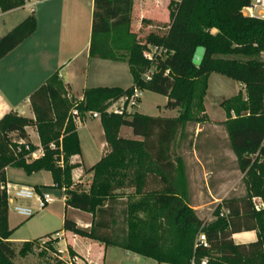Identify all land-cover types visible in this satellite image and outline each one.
<instances>
[{
  "label": "trees",
  "instance_id": "1",
  "mask_svg": "<svg viewBox=\"0 0 264 264\" xmlns=\"http://www.w3.org/2000/svg\"><path fill=\"white\" fill-rule=\"evenodd\" d=\"M249 2L182 0L165 35L150 34L142 42L132 28L135 0H94L89 56L126 62L133 85L127 89L85 88L80 100L70 95L57 71L30 96L34 118L11 111L0 119V264H14L43 239L49 240L42 246L41 256L49 252L57 256L44 264L68 262L59 258L55 248L59 239L52 234L21 244L10 240L14 230L9 225L6 190L9 167L28 175L51 173L53 187L64 192L66 209L92 216L89 228L65 216L64 230L76 236L159 264H190L194 258L204 257L209 264H264V209L258 211L252 203L256 196L264 200V19L243 15ZM25 5L26 0H0L4 13ZM37 25L32 11L2 36L0 60L28 39ZM150 53L151 59L146 56ZM213 73L243 86L220 106L227 115V147L238 156L249 188L245 196L226 197L215 211V219L203 224L190 203L184 157L174 149L184 142L187 127L207 121L205 97ZM135 90L165 96V108L177 110L178 116L107 111L109 103L131 96ZM73 109L82 115L99 113L107 143L101 159L86 170L93 173L88 188L72 177L78 164L71 158L82 153L78 127L70 118ZM31 126L37 130L40 147L30 140L27 128ZM123 127L142 139L122 136ZM39 149L41 156L34 157ZM45 188L50 187L35 186L38 192ZM222 208L229 211L225 217L220 216ZM163 221L174 230L170 237L163 235ZM250 231L257 234L255 242L233 241V235ZM200 232L206 234L208 248L196 244ZM68 251L74 255L71 247Z\"/></svg>",
  "mask_w": 264,
  "mask_h": 264
},
{
  "label": "rangeland",
  "instance_id": "2",
  "mask_svg": "<svg viewBox=\"0 0 264 264\" xmlns=\"http://www.w3.org/2000/svg\"><path fill=\"white\" fill-rule=\"evenodd\" d=\"M145 6L148 11L145 18H140L142 7ZM40 4L37 0H28L26 5L15 12L14 20H17L19 25L23 19L22 16H29L31 10L36 11L35 16L40 12ZM177 4L173 0H135L133 9V30L137 32L139 39L145 42L150 34L165 35L171 24V15L176 10ZM93 19V13L89 21V15L86 10L79 19L75 22L74 48L68 49L65 53L66 56H70V51L73 52L82 50L88 40L89 32H91V23ZM13 20V21H14ZM15 25V26H17ZM14 28V27H12ZM70 36V35H69ZM155 50L151 48V51ZM202 49H199V51ZM152 51V53H153ZM151 54V53H150ZM83 59V57H82ZM264 60V56H261ZM199 64V63H198ZM119 69L112 71L111 69H96L93 64L88 69L90 76L89 86H122L129 87L133 83L132 74L129 71V66L126 62L116 64ZM104 74L107 80H93L96 74ZM97 77V76H96ZM92 80V81H91ZM240 89V84L230 78L219 74H211L208 81V90L205 97V109L207 121L203 124H192L184 132V142L175 147L174 151L184 157L187 175L189 177V195L190 203L194 210L197 211L199 218L203 224L210 223L215 219L214 213L218 206L215 199L224 200L230 196H245L249 188V180L247 173L242 171L239 167L238 156L236 154H228L226 160H218L216 156H207L201 153L198 146L201 145L206 137H213V141H220L222 147L224 146V152L229 149L227 147V132L224 122L221 121L225 118V110L220 106L221 101L233 97ZM167 98L163 95L156 94L150 91H143L139 105L135 111L146 114L152 117H176L178 112L176 110H169L165 108ZM114 101L108 104V108L114 105ZM227 119V115H226ZM81 127V126H80ZM202 131L198 137L196 133ZM80 133L83 134L82 127ZM125 136H130L126 133V129L122 132ZM86 137L83 138L85 149L88 148V141ZM98 138V137H97ZM142 139V138H139ZM217 139V140H216ZM197 147V148H196ZM200 147V146H199ZM202 147V145H201ZM194 149H197L199 160L195 158ZM86 164H90V161H86ZM24 170L11 167L9 170L10 178L12 181L19 180V176L26 175ZM33 179L43 186H48L46 192H49L55 199L52 204L47 208L38 211L34 216L30 218H23L16 214L13 210V201H9V219L13 226L14 233L12 235V241L20 242L19 239H25V241H34L39 238L52 234L53 237H57L56 233H65L64 230V218H68L83 223L86 221L88 214L79 210L65 207V196L62 189L53 187V179L50 172L41 171L32 174ZM131 191V190H130ZM252 203L255 206L262 209L264 200L262 197H253ZM28 204H34V201ZM256 209V207H255ZM225 208L220 210L223 212ZM257 210V209H256ZM260 211V210H259ZM166 225L165 221H163ZM164 236L170 237L169 234L173 232V228L168 224L165 226ZM198 237V235H197ZM196 237V241H197ZM239 236H235L234 240L237 241ZM60 248L66 249V241L60 239ZM47 239H43L39 242L40 246L35 248L33 252L29 253L26 257H17L14 264H44L48 258L57 257L56 254L49 252L46 257L41 256L42 246ZM57 244H55V248ZM125 251L118 247H110L107 254V258H99L96 264H159L153 259L137 256L132 252ZM61 255V254H60Z\"/></svg>",
  "mask_w": 264,
  "mask_h": 264
},
{
  "label": "crops",
  "instance_id": "3",
  "mask_svg": "<svg viewBox=\"0 0 264 264\" xmlns=\"http://www.w3.org/2000/svg\"><path fill=\"white\" fill-rule=\"evenodd\" d=\"M39 4L41 7L40 12L36 15L38 21L36 31L6 57L0 60V119L11 111H17L22 116L34 118V113L30 104V96L57 71H59L65 84L69 86L70 95L81 100L85 88L101 87L89 86L90 76L88 69L92 64L96 69L109 68L112 71H117L119 67H117L116 64L124 63L91 58L89 56L91 32H89L88 40L82 50L76 52L72 50L70 51V56L65 57L67 50L69 48H74L73 33L76 28V19H79L83 11L86 10L90 21L94 10V0H40ZM20 9L22 8L4 13L0 6V38L12 30V27L17 25V20H14V13ZM34 13L36 14L35 10ZM147 14L148 11H146L145 6L142 7L139 15L140 18H145ZM26 17L27 16H22V19L24 20ZM262 56H264V52ZM96 76L93 80H107L104 74L99 73L96 74ZM131 86L107 87H122L127 89ZM241 89H243L242 85H240L239 91ZM239 91L235 95H237ZM225 120L226 114L225 118L221 121ZM81 127L84 132L83 134L80 133ZM81 127H78V134L82 153L71 158L73 164H78V167L72 172V177L74 182H81L84 187L88 188L93 173L86 172V170L101 159L106 150L107 143L100 118H88ZM123 129H126V133L130 136L123 135ZM27 132L31 142L40 147V138L36 128L34 126L28 127ZM201 132V130L197 132L196 137H198ZM121 135L134 139L140 138L134 137L132 130L128 127H123L121 129ZM84 137H86V142L88 141L89 145L86 149L83 140ZM210 138L211 139H209V137L205 138L204 142L201 144L202 147L199 145L201 149L200 152L206 154V157L215 155L218 160L222 161L227 159L226 156H228L229 153L234 155L229 149L225 153L223 150L224 146L222 147L220 141L214 142L213 137ZM193 152L195 158L199 160L197 149H194ZM35 154L36 156L34 157L41 156V149L37 150ZM86 161H90V164H86ZM10 169L11 167L6 169L8 184L14 187L26 186L33 189H35V186H43L33 179L34 175H28L26 173H24L26 175L21 174L18 178L19 180L12 181L9 174ZM215 201L219 206L223 200L215 199ZM22 203L26 204L28 202L22 201ZM88 215L85 222L80 223L76 221L77 224L83 228H89L91 226L92 216L90 214ZM9 225L10 228H13L11 219H9ZM59 235L60 239L66 241V249L62 250L60 248V241L57 243L56 249L61 254L59 258L67 260V264H96L99 258H107L110 247H106L102 243L76 236L67 231ZM235 236H239L237 241L234 240ZM232 238L236 244H249L257 240V234L255 231L242 232L233 235ZM10 240L12 241V237ZM19 241L20 242L15 243L21 244L26 242L25 239H19ZM68 247H71L74 251L73 256L69 254Z\"/></svg>",
  "mask_w": 264,
  "mask_h": 264
},
{
  "label": "built area",
  "instance_id": "4",
  "mask_svg": "<svg viewBox=\"0 0 264 264\" xmlns=\"http://www.w3.org/2000/svg\"><path fill=\"white\" fill-rule=\"evenodd\" d=\"M28 0H26L27 2ZM40 1V0H37ZM176 4L180 3L182 0H173ZM34 11V9L31 10V12ZM242 13L245 17L253 18V19H264V0H250L249 4L245 6L242 9ZM147 58L151 59L152 55L147 54ZM141 91L135 90L134 93L131 96H123L117 101H115L114 105L107 109L108 112H113L117 114H130L133 113L134 109H136L140 102L141 97ZM70 118L73 121V123L80 127L82 126L88 118H100V114L97 112H89L85 115H82L79 110L73 109L70 113ZM36 156V154H34ZM8 200L13 201V210L16 214L23 218H30L34 216L35 213L38 211H41L45 208H47L50 204L54 202V198L51 196L49 192H46V190H43L41 192H38L36 189H33L31 187L26 186H17L14 187L10 184L6 185ZM22 201L25 202H32L34 201V204H24ZM256 209L259 211L261 210L260 207H258V204L255 205ZM262 208H264V205L262 204ZM229 211L224 210L220 213L221 217H225L228 215ZM53 238H60L59 233H57V237ZM49 240V239H47ZM197 245H201L205 248L209 247V242L206 237V234L204 232H200L197 237L196 241ZM44 244L42 243L41 246ZM208 257H204L200 259L199 261L194 258L190 264H209Z\"/></svg>",
  "mask_w": 264,
  "mask_h": 264
}]
</instances>
